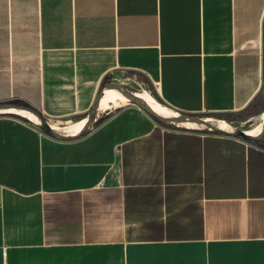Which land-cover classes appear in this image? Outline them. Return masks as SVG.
I'll use <instances>...</instances> for the list:
<instances>
[{
    "label": "crops",
    "instance_id": "crops-1",
    "mask_svg": "<svg viewBox=\"0 0 264 264\" xmlns=\"http://www.w3.org/2000/svg\"><path fill=\"white\" fill-rule=\"evenodd\" d=\"M263 36L264 0H0V103L86 114L121 71L177 114L243 110ZM118 108L68 141L0 114V264H264V135Z\"/></svg>",
    "mask_w": 264,
    "mask_h": 264
},
{
    "label": "rangeland",
    "instance_id": "rangeland-1",
    "mask_svg": "<svg viewBox=\"0 0 264 264\" xmlns=\"http://www.w3.org/2000/svg\"><path fill=\"white\" fill-rule=\"evenodd\" d=\"M110 82L116 83V84L119 83V84L123 85L124 87H126L132 93L133 92H135V93H144L145 92L148 95L150 94L152 97H154L153 92H152V88H150V86H148L145 83V81H143V79H141L140 77H137L136 75H132V74L126 73V72L117 71V72H115V74L109 76L107 78V81L103 84L110 83ZM12 103H14V102H12ZM16 104L21 105L20 103H16ZM22 105H24V104H22ZM162 105H164V104H162ZM24 106H26V105H24ZM164 106L166 107L167 105L165 104ZM167 107L165 108L167 110V112L172 114V116H175V113H173L172 111H170L168 109L170 107H168V108ZM124 108H132V107L129 106V107H124ZM124 108L109 109V110L108 109H102L101 111H99L100 113L97 112L95 119L92 121L93 123L88 127V129L86 131H90L91 129L95 128L96 126L101 124L104 120H106L108 117H110L114 113H117L119 110L124 109ZM182 114H177V115H182ZM262 114L264 115V102L254 103V104H251L249 107H246L243 110L233 111V112H229V113L198 112V114H188V115L201 116L202 118L210 119L211 123H209V124L212 127H216L215 124H217L218 122H225L230 128V132H228L230 134V133H233L235 131H243L244 132L247 129L251 130V129L255 128L257 125H259L261 122H262V126H263L264 119H261L262 117H260ZM12 115H14V114H12ZM16 116L20 120H23L26 123H29L30 125L35 127L37 130H40L41 133H44L45 135L51 137L41 127V124L36 125L37 120H36V122L32 123V121L31 122H30V120L28 121V119L27 118L25 119L23 116L22 117L19 115H16ZM42 117L47 123H50V124L56 123V124H58V126H60L62 128L64 126H66V124L69 123L70 121H74L75 119H79V118H85L86 114H73L70 116L58 117V118H54V119L53 118H46L44 116H42ZM75 121H78V120H75ZM164 126H167L169 128L179 130V131L183 130V131L201 132V133H206V134H214L212 131H210L209 129H207L206 127H204L202 125H199L200 127H198L195 130H187V129H184L183 127L181 128L180 125L176 126V124H170V123H166V125H164Z\"/></svg>",
    "mask_w": 264,
    "mask_h": 264
},
{
    "label": "water",
    "instance_id": "water-1",
    "mask_svg": "<svg viewBox=\"0 0 264 264\" xmlns=\"http://www.w3.org/2000/svg\"><path fill=\"white\" fill-rule=\"evenodd\" d=\"M104 88L118 90L119 92L122 93V95L124 97H126L129 100V102L131 104L136 105L148 117H151L153 120H156L157 122L162 123V124H166V123H170V124L192 123V124H196V125H202V126L206 127L207 129H209L210 131H212L213 133L220 134V135H225V136H230L231 135V136H234V137H239V138L243 139L244 141H246V140L258 141L264 135V122H263L262 130H261L260 134L255 136V137H253V136H250L249 134H245L243 131H235V132L229 134L228 132L220 130L217 127H212L207 122V119L202 118L201 116L182 114V115H177L175 117H166V118L161 117L158 114H156L151 109V107H149L148 104H146L142 99H140L138 97V95H136L135 92L132 93L131 91H129L123 85H121L119 83H117V84L116 83H112V82L103 84L101 89H99V92H98L93 104L91 105L92 107L86 113V117H85V122L86 123H85L84 127L81 129V131H79V133H77L76 135H71V137L64 136V135L58 134L56 132L54 133L51 130L49 124L40 115V113L35 111V110H33L30 107H27V106H24V105H19V104L12 103V102H6V103H0V111L5 110L6 108H15V109L25 110V111L31 112L32 114H34L37 117V119H39L41 127L53 139L68 141V140L76 139V138L82 136L86 132L88 127L93 123L92 121L95 119V116L97 114V111H98V108H99L98 104H99V101H100V99H101V97L103 95Z\"/></svg>",
    "mask_w": 264,
    "mask_h": 264
},
{
    "label": "bare ground",
    "instance_id": "bare-ground-1",
    "mask_svg": "<svg viewBox=\"0 0 264 264\" xmlns=\"http://www.w3.org/2000/svg\"><path fill=\"white\" fill-rule=\"evenodd\" d=\"M136 95H138V97L142 99L146 104H148L149 107H151V109L159 116L164 117V118L177 116L176 112L172 111L173 113H175V116H172L170 113H168L167 110L162 105L158 104L157 101L150 96V94L148 95L147 93L144 92V93H136ZM127 104H131V103L126 97L122 95L121 92L115 89L104 88L103 95L98 104L99 108L97 112L101 111L102 109H118V107H121ZM0 114H14V115H19L21 117L23 116L25 119L27 118L28 121L29 120L30 122L32 121V123L36 122L37 120L36 125L38 124L40 125L39 119H37V117L31 112H28L25 110H19L15 108H6L5 110L0 111ZM260 117H262L261 119H264L263 114ZM207 122L211 123V120L207 119ZM85 123L86 122L84 118L78 121H70L67 124L65 123L66 126L62 128L58 126V124L56 123L54 124L48 123V124L54 133L56 132L64 136L71 137V135H76L77 133H79V131H81V129L84 127ZM178 125H180L181 128L183 127L184 129H187V130H195L198 127H200L199 125L192 124V123L176 124V126ZM215 125L220 130H223L225 132H230V128L225 122H218ZM261 130H262V122L251 130L247 129L246 131H244V133L255 137L260 134Z\"/></svg>",
    "mask_w": 264,
    "mask_h": 264
}]
</instances>
